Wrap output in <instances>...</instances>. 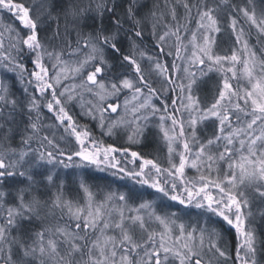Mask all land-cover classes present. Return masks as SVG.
Wrapping results in <instances>:
<instances>
[{
    "label": "snow or ice",
    "instance_id": "obj_1",
    "mask_svg": "<svg viewBox=\"0 0 264 264\" xmlns=\"http://www.w3.org/2000/svg\"><path fill=\"white\" fill-rule=\"evenodd\" d=\"M185 7L188 6L185 5ZM0 10L13 13L27 29L25 36L17 33V43L21 46L18 51L22 53L26 46L35 56L33 64L36 70L28 73L27 83L34 84V91H38L42 97L48 91L51 92V98L45 106L49 111H56V119L60 124L66 125L64 131L68 138L75 137L76 141V150L68 152L44 136L41 138V147H43V142L47 141L53 150L41 151L39 148H32L33 140L40 132L37 115L36 120H31L30 117V123L20 131V147H12L11 140L17 133L14 125L19 102L15 98L9 99L11 95L9 88L3 81H0V209L5 213L4 223L0 224V252L5 251L6 248L4 264H117V248L124 251L119 264H141L139 261L130 259L129 256L131 253L146 248L149 249L144 253L147 259L142 264H169L170 255L174 256L178 264H193V257L199 255L194 251L195 230L186 232L185 226L180 224L178 226L179 235L170 236L174 231L170 225H175L171 217L176 213L158 215L153 200H142L135 208L128 207V201L133 196L141 195L139 189L121 193L118 196L115 193H108L104 201L94 207L93 194L83 182H81V188L87 193L89 200L86 207H73L71 201L63 199L62 193H58L51 200L52 208L67 209L68 214L77 220L76 232L60 227L55 230L64 237L63 243L67 244V250L61 254L62 242L52 238L51 229L43 227L38 231L34 227L25 229L26 225L32 226L45 219L42 213L48 207L49 201L44 197L49 187L56 184L59 173L55 172V169L60 166L64 168L94 166L97 169L103 166L104 169H115L114 174L123 173L139 185L154 189L155 192H147L148 196H157L161 201L166 197L171 201H178L181 205L195 204L197 208L205 210L206 214H211L208 222H212V216H216L235 227L238 238H240L236 258L241 264H260L257 259L258 249L254 229L248 226L252 216L250 200L241 188L254 187L259 197L264 199V130L258 135L255 130L258 123L264 125V60L257 59L255 51L248 48L247 41H244L242 55H237L236 51H233L230 56H220L214 53V40L208 33L220 31L218 19L214 15L215 8L205 4L204 9L198 12L197 29L204 30L202 43H197L196 32H193L189 42L192 45L190 65L204 67L200 68L199 78L196 73L185 69L187 83L179 85L180 102L182 108L188 113V121L185 122L175 114L168 113L166 106L165 115L160 116V129L168 151V167L166 168L162 167L157 160L145 158L140 152L130 151V148H117L111 144L102 146L91 137V133L85 126H78L66 110L65 105L75 98L73 95L75 86L71 89L65 87L60 92L56 87L62 79L68 78L69 72L74 76H80L86 72V78L82 80L80 87L93 95L98 102L96 105L89 102L86 114L95 119L98 112L101 128L104 127V112L110 109L115 113L119 107L117 104H108L107 108H104L103 103L109 97H117L125 89L131 90L134 100H143L138 107L133 108V113L151 108L154 114L160 111L151 103V96L156 94V89L152 88L145 79L143 69L138 63V58L143 59L145 56L144 52H140L139 57L135 52L125 55L118 47L119 40L116 35L102 37L97 35L95 38L97 43H92L91 38L85 41L84 47H87L89 52L84 59L69 67L63 60L62 52L48 51L42 42L39 32L41 25L45 23L44 18L33 17L29 7L22 2H14V0H0ZM55 10L56 5L53 3L48 9V16L51 17ZM91 10L90 4L86 7L75 4L70 8L74 18H80ZM96 10L102 14V11L108 9L103 3H98ZM239 11L251 25L257 28L260 34L264 35V17L257 19L255 11H250L248 8H242ZM126 16L132 23L133 29L139 26V21L135 19L134 6H129ZM56 19L58 20L59 16ZM114 23L118 28L121 27L119 18H116ZM231 23L235 30L237 21L234 19ZM171 34L176 36L177 41L181 40L179 29ZM133 35L139 38L142 33L133 31ZM167 35L169 33L161 36L160 40H164ZM239 40L238 36L237 41ZM105 48L110 49L113 56L121 58V67L126 65L132 71L130 73L121 72L115 81L106 82L112 65L105 58ZM76 51L78 52L79 48ZM177 54H179V48ZM45 56L49 60L56 61L51 65L55 73L53 76H49V69L44 62ZM148 59L152 60L151 57ZM238 65L241 67L238 68ZM4 67L7 68V64ZM89 67H91L90 71H88ZM205 68L207 71L204 70ZM9 70L17 72L22 81L27 71L24 64L14 61L13 67ZM155 70L161 75H165L168 71L167 66L158 61L155 62ZM213 71L223 73L222 87H217L218 96L214 103L208 107H201L200 99L196 95L197 90L204 83L200 78ZM129 75L133 78H128ZM241 76L246 79L249 86L244 89L234 88L230 81L237 80ZM144 89L148 90V96H144ZM24 91L27 93L28 89L25 88ZM241 100L244 102L243 107L240 104ZM127 104L126 100L125 106ZM172 104L175 106L176 101L173 100ZM39 107L35 95L30 96L27 112L29 114L33 111L38 113ZM19 111H24L23 106L19 107ZM175 111L179 112L180 109H175ZM237 113H243L249 119L244 126L234 128L231 118L236 116L237 123H239L240 117ZM211 118L219 121V131L213 138L201 142L196 136L197 125ZM135 119L139 120L140 117L137 116ZM143 119L147 120L148 117L145 116ZM168 120L171 124L165 127V122ZM124 123L122 118L112 121L108 125V133L111 134L114 128ZM142 134L143 129L137 127L135 134L128 137L130 144H138V137ZM221 141L225 142L223 151L213 153V147H219ZM237 141L239 149L235 147ZM181 146L182 150H179ZM238 151L246 152L247 155H241L237 161L233 157ZM129 152L131 163L134 165L131 170L122 166L129 162L127 159L124 161L117 159V154H122L127 158ZM175 157H178V163ZM74 158L79 160L78 164L75 163ZM137 161L140 162L138 169L135 167ZM220 162L227 163V170L221 175L217 167L216 175L213 177V165H218ZM187 168L196 169L200 175L191 179L186 178ZM16 178L20 179L16 183H10ZM7 197H12L13 203L3 208ZM114 200H118L122 207L116 210L119 219L110 223L105 219L104 209ZM124 208L128 209L127 215H125ZM108 215L110 218L111 212ZM150 221L163 226L164 231L159 234V242L157 243V234L152 233L148 235L147 241L138 243L134 235L135 229L145 231V226ZM110 228L119 230L118 238L107 236L101 239L97 237L89 242L88 229L98 230L103 234ZM81 230L85 231L84 236L77 235V232ZM12 231H16L18 235L11 236ZM205 233L208 234L210 249H215L219 257L227 261L226 252L222 251L212 239L213 236L218 235L215 229H200L201 249ZM168 238H171L172 246H167ZM117 239H119V244H117ZM14 247L20 253L19 260H13ZM241 252L244 253L243 256L240 255ZM161 254H163V259H161ZM77 255L81 257L80 261L76 260ZM194 264H201V260L196 259Z\"/></svg>",
    "mask_w": 264,
    "mask_h": 264
},
{
    "label": "trees",
    "instance_id": "obj_2",
    "mask_svg": "<svg viewBox=\"0 0 264 264\" xmlns=\"http://www.w3.org/2000/svg\"><path fill=\"white\" fill-rule=\"evenodd\" d=\"M17 3H24L26 7L32 9V1L27 0H14ZM50 5L54 3L56 5V10L52 12L51 17L59 16L57 20L54 18L55 22L51 19L49 22L54 24L50 30H41L39 32V36L42 42L46 45L44 37H50L51 39H57L59 48L48 49V51H56L63 53V59L67 58V60L72 61L74 58L73 51H76L79 48V51L83 52L85 55L88 54V48L84 47V43L86 40L91 38L92 43H97L96 37L100 35L101 37L104 35H116L119 40L118 47L121 48L123 54L127 55L130 52H135L137 57H139L140 52H144L145 56L143 59L138 58V63H140L141 68L144 71L148 68L149 60L151 57L153 60L163 63L167 66L168 73L170 76V89L167 92L160 93L157 92L155 94L156 100L159 101L160 106L165 108L167 107V112L175 114L177 111L175 109H179L180 105L178 103V93H179V83H176V78H174V70L171 67L174 65V62H171V58L166 54L168 49H171L169 45L172 47L175 42L182 44L189 36L191 30L193 29V24L197 21L198 12L204 9L205 4L209 6H213L212 8H219L216 12V17L220 21L221 30L217 36V44L215 49L216 53L220 55L230 56L228 53L231 45H232V36L228 34L227 31V18L229 14H232L238 18H240L239 9L250 6V4L264 8V0H47ZM103 3L108 10H104L101 12L96 10V4ZM79 4L83 7L91 5L92 10L87 12L84 16L80 18H74L71 15L70 8L72 5ZM134 6L135 10V19L139 21V26L133 29L132 23L129 21L126 16L127 9L129 6ZM185 5L188 7L186 8ZM30 9V10H31ZM33 15V13L31 12ZM174 14V16H173ZM34 16V15H33ZM155 17V21H151L152 17ZM119 18L121 21V27H117L114 23L115 19ZM15 19V18H14ZM16 21V22H15ZM13 21L15 26L21 27V23L15 19ZM239 21V20H238ZM241 21V20H240ZM158 24V25H152ZM24 27V26H23ZM167 29V32L170 35V38L175 42L165 45L163 40H160V32L161 29ZM131 29V30H130ZM179 29V36L181 38L180 41H177L176 36L171 33L175 32ZM23 34V29H19ZM133 31H140L142 35L137 38L133 35ZM246 36L252 45L255 47L258 45L257 37L251 33L250 29L246 30ZM183 45V44H182ZM99 46V45H98ZM76 49V50H74ZM105 58L108 60L109 64L112 65L107 80L115 81L116 77L124 71H128L129 73L132 71L128 69L125 65L121 67L122 60L118 56H113L110 49L105 48ZM260 60H264V51L260 48H257V52ZM21 63L25 65V68H34L33 60L35 56L31 53L26 46H24V52L20 54ZM45 64L47 66V62L45 60ZM48 67V66H47ZM36 70V69H35ZM207 71V70H205ZM230 76V75H229ZM132 77L131 75L128 78ZM123 78V77H121ZM147 77L145 76V79ZM34 80V78H32ZM71 76L69 75L68 83L72 82ZM204 83L201 85V88L197 90L196 95L202 99L204 104L211 105L215 102L216 97L218 96L217 87L222 86V81L224 79L223 73L213 71L209 72L207 76L201 78ZM29 80V76L23 77V82L26 87H28V93L24 94V99L20 100L18 105V112L16 115V129L17 133L14 136L20 140V131L25 128L30 123L31 120H36L37 115L39 116V124H40V132L34 138L33 143L31 145L32 148H39L41 151L44 150H53L50 145H48L47 141L43 142V147H41V138L47 136L49 140H52L54 144H57L61 149L65 151H75L76 150V141L75 137L68 138L67 134L64 131L66 125L60 124V122L56 119V111H49L45 106L48 100L51 98V92L48 91L43 97L38 91H34V84H29L27 81ZM234 88H237V81L231 80ZM57 87V91L60 92V87ZM35 95L36 99L39 102V111L38 113L33 111L31 114L27 112V103L30 96ZM76 100V99H75ZM175 100L176 104L173 106L172 101ZM25 101V104L23 102ZM23 106L24 111L20 112L19 107ZM77 106V105H76ZM75 106L73 101L67 103L65 105L66 110L69 115L72 116L73 121L78 126H85L89 132L91 133V137L97 142L101 143L102 146H107L109 144L113 145L117 148H130V151L140 152L145 158L155 159L158 163H163V157L160 150L157 149V142L154 140L150 133H145L143 141L141 144H127L122 143L119 140H115L112 137H106L103 133L97 130L94 122L84 117L83 114L79 113L80 111ZM242 107L244 105H241ZM165 113V112H164ZM199 132L203 134L210 133L209 137L213 134L211 131H214V122L211 120L201 125L199 128ZM209 132V133H208ZM13 138V139H14ZM19 142L14 146L18 147ZM20 147V145H19ZM131 157L130 152L127 158ZM125 158L122 154H117V159L124 161ZM75 163H79L77 158H74ZM129 161V160H128ZM67 163V161H65ZM122 165L125 166L126 169L129 168L128 164ZM162 167H165L162 165ZM93 166H81V167H72L64 168L63 166L58 167L56 170L59 173V178L56 181V184L50 186L45 194V199L49 201V205L51 206V200L55 197L56 191L63 190L66 192L72 203H76L75 201L81 198L79 192L82 193L81 189L78 186V183L75 182V171L80 170L81 176H84V182L88 185L91 184L99 191L106 190H119L122 193H128L129 191H135L137 189L140 190V196H133L130 199V202H137L141 199L144 200H152L150 196L147 195V192L150 190H144L140 188L135 180L131 177H121V174H114L115 172H106V170L95 171ZM166 168V167H165ZM190 176V175H189ZM125 178L127 182H125ZM17 180L20 178H16ZM12 183V181H10ZM75 198H78L75 200ZM176 203L173 201H158L156 203L157 209L161 210L164 213H170L173 210L178 213L181 211L187 212L188 219L185 220L186 223L197 222L195 226L198 228H207L209 229H217L220 235V247H224L226 255L228 257L227 261L224 258L219 257V254L215 249H210L209 246L203 247L199 252L200 255L198 257H193V260L200 259L202 264H236L237 258L234 252L238 246V235L233 230V228L222 222L219 218L212 216V222H208V217L211 214H207L206 217L202 218V212L193 211L192 209H175L174 206ZM55 211H51L50 214L43 212L45 219L41 222H37L35 225L29 226L26 225L25 229H29L34 227L35 230H40L41 227L45 229L53 230L52 224H62L64 226H68L72 230H76L75 225L77 221H72L68 219L69 217L64 213V210L59 208H54ZM264 212V209H262ZM252 213V211H251ZM254 220L253 216H251V221ZM249 222L250 225L255 226L256 231V242H257V259L260 261V264H264V216L262 215L261 219L258 222ZM4 222V219H2ZM211 223V224H210ZM115 231V229H111ZM85 232V231H84ZM95 231H88V238L93 237ZM137 228L135 229L134 235L138 243H142L143 237L140 238L138 234ZM17 234L16 231H12L11 236H15ZM217 242V241H216ZM225 245V246H224ZM142 250H138V252L131 253L130 259L139 260V254H141ZM3 254V252H1ZM13 259L17 260L20 258L19 251L14 247L13 248ZM232 258V259H230ZM4 257L2 256L0 261H3ZM193 261V264H194ZM169 264H177L176 259L173 257L169 259Z\"/></svg>",
    "mask_w": 264,
    "mask_h": 264
},
{
    "label": "rangeland",
    "instance_id": "obj_3",
    "mask_svg": "<svg viewBox=\"0 0 264 264\" xmlns=\"http://www.w3.org/2000/svg\"><path fill=\"white\" fill-rule=\"evenodd\" d=\"M46 7H47L46 3H44L43 5L40 6V8H44L45 10H46ZM209 7L212 8L213 6H209ZM245 8H248L250 11L254 10L255 13H256L257 19H260V18L264 17V8L254 6L252 4H250V6L245 7ZM217 10H219V8H217ZM217 10H216V12H217ZM31 12H32V10H31ZM216 12L214 13L215 16H216ZM151 17H152L151 21L154 22L155 21V17H153V16H151ZM14 18L16 20H18V18L13 13L8 12L7 10H0V81H3L8 86V88H9V84H11L10 86L12 87V83L10 81H14L17 86L21 85L20 84L21 83V78L18 75V73L9 70V69H11L13 67V61L15 63H21V60L19 58L20 55L13 50L11 44L18 45L16 43L17 33L20 36L23 34L19 29L25 30L24 34H23L24 36L27 34V29H25L23 27V25H21L20 28L14 25L15 24L13 22V21H15ZM234 19L237 21L236 26H235V30L233 29L232 23H231L232 20H234ZM196 20L197 21L199 20V16L197 17ZM197 21L193 24L194 25V26H192L193 29L191 30V32H190L189 36L187 37V39L184 42H183V39H182V44L183 45L182 44L180 45V43H176L174 40H172L170 38V35L165 36V39L163 40L165 42L166 46H168L171 43L173 45V42H175V44L172 47L169 45V47L171 49H168V51H166L167 52L166 54L169 56V58H171V62H174L175 67L172 66L171 69L174 70V72H175L174 78L177 79L176 83H179V85L187 83V79H186L187 73L185 72V69H187L189 72L196 73L197 77L199 78L200 77V68L204 67V66L190 65V63H189V58H190L191 52H192V45L189 42L192 39L193 32H196L197 43H202V35L204 33L203 29H200V30L197 29ZM227 22H228L227 23L228 24V26H227L228 34H230L232 36V45H231V47H230V49L228 51V53L230 55L232 54L233 51H236L237 55H242L244 41H247L248 48L250 50H252V51H255V53L257 52V48H260L262 51H264V35L260 34L259 31L257 30V28L255 26L251 25V23L244 17L242 12H240V18H238V17H236V16H234L232 14H229L228 18H227ZM152 25H158V24H152ZM218 27L221 30L220 21L219 20H218ZM13 29L15 31H12ZM247 29H250L251 33H253L257 37L258 45L256 47L254 45H252L251 42L248 40V38L246 36V33H245ZM161 30L162 31L160 32V34H161L160 37L164 36L165 33H168L167 29H165V28H163ZM241 30H242V33H241ZM219 32L208 33L212 37V39L214 40L213 51L217 55H220L219 53H216V49H215V47H216L215 44H217V36H218ZM238 36L240 37L239 42L237 41V37ZM178 48H179V54H177V49ZM74 50H76V49H74ZM88 52H89V49H88ZM72 53L74 54V58L72 59V61L67 60V58L63 59L64 61L67 62L69 67L73 66L77 61L82 60L85 57V54L83 52H81V51H78V52L77 51H73ZM105 53H106V51H105ZM220 56H224V55H220ZM256 57H257L258 60H260L258 53H256ZM47 58H48L47 56L44 57V62H45V60L46 61L48 60ZM48 61H47V63H48L47 66H48V69H49V76H53V75H55V73L53 72V70L51 68V65L53 63H55L56 61L54 59L51 60V62H50V60H48ZM155 62H157V61L153 60V59L148 62L149 63L148 68L146 69V71H144V74L147 77L146 80L149 82V84H150V86L152 88L156 89V93L157 92H160V93L167 92L170 89V76H169V73L167 71V73L165 75H161L159 72H157L155 70ZM5 64H7V68L4 67ZM161 64H163V63H161ZM237 67L239 68L241 66L238 65ZM26 70L27 71L25 72L24 77L27 78L28 73L34 71L35 69L28 68V65H27ZM90 70H91V67H89L88 71H90ZM204 70H207V69L205 68ZM69 75L72 78L71 79L72 82H70V83H68L69 82L68 81ZM86 75H87V73L85 72L83 75L74 76L71 72H69L68 73V78L67 79H62L61 83L59 85H57V86L60 87V91H63L65 87L71 89V88H73L75 86L74 87V92H73V95H74L75 98L72 101L75 103V106L77 105L76 107L80 111L79 113L83 114L84 117H86L87 119L90 118L89 120L94 122L97 130L101 131L104 136L112 137L113 139L119 140L122 143L130 144V142L128 140V137L130 135H134L135 134V129L137 127H140V128L143 129V134L140 137H138L139 143L136 144V145H139V144L142 143L143 138L145 136V133H150V135H152L154 140H156L157 149L160 150V152L162 154V157L164 158L163 159V163L161 165H164L165 167H168V164H167V159H168L167 144H166V142L163 139V133H162V131L160 129V124H161L160 116L161 115H165V113H164L163 108L160 106L159 101L156 100V96L155 95L151 96V103L157 109H160V111L156 112L154 114L152 113L151 108H149L147 110L141 109L139 112L133 113V111H132L133 108L138 107V105L140 103H142L143 100L142 99L134 100L132 98L133 97V93L131 92V90L125 89L122 92H120L117 97H109L103 103V107L107 108L108 104H117V105H119V107H118L117 112H115V113L111 112L110 109L104 112V127L101 128L100 127V120L98 118L99 117V113L98 112L96 113L97 118H95V119L92 116L86 114L87 111H88L89 102H91V104H93V105H96L98 103L96 98L93 95L89 94L84 88L80 87V85L82 83V80L84 78H86ZM229 75H231V74L229 73ZM132 78L133 77H130V79H132ZM107 81H110V80H106V82ZM236 81H237V88H239V89H244V88H247L249 86L247 81H246V79L243 78L242 76L239 79H237ZM9 90H10V88H9ZM148 95H149L148 90L144 89V96H148ZM241 95H243V91H241ZM178 96L179 97L177 99H178V103L180 105V108H179L180 111L176 113V116L178 118H182L185 122H187L189 117H188L187 111H185L182 108V106H181L180 90H179ZM9 99H12L11 96H9ZM199 99H200L201 107L210 106L209 104H207V105L204 104V102L202 101L201 98H199ZM126 100L128 101L127 106H125V101ZM240 104L244 105L243 100L240 101ZM237 115H239V117H240L239 123H237L236 116H233L231 118L232 127H234V128L235 127L244 126L248 122V119H249V118H246L243 113H237ZM137 116L140 117L139 120L135 119V117H137ZM145 116L148 117L147 120L143 119V117H145ZM121 118L125 121V123L121 124L120 126H118L116 128H114L112 130V133L109 134L108 133V125L112 121H116V120L121 119ZM210 120L212 122H214V131H211V133L213 135L209 137V135H210L209 132H208L209 135L207 133L203 134V133H200L199 129H197V128H199L201 125L205 124L206 122H209ZM170 124H171L170 120L166 121L165 122V127H169ZM185 126H186V130H187V123H186ZM197 128H196V136H197L199 141L203 142V141H205V140H207L209 138H213L214 135L218 133V131H219V121L216 120L215 118H211L209 120H206V121H203L201 123H198ZM255 130H256V134L257 135L260 134V132L262 130H264V125L258 123L255 126ZM188 131L190 132V130H188ZM18 142H19V139L17 137H15L14 139L11 140V146L14 147ZM224 143H225L224 141H221L220 144H219V147H213L212 152L213 153H218V152L223 151ZM235 147L237 149H239L240 146H239V142L238 141L235 143ZM179 150H182V146H181V149H179ZM241 155H247V153L238 151L236 153V155L233 157V159L238 161L239 157ZM123 159L124 160L127 159V160L130 161V163L128 164L129 168H127V169L131 170L134 167V165L131 163V157L123 158ZM174 159L178 163V157H175ZM139 163H140L139 161L136 162L135 167L137 169L139 167ZM126 166H127V164H126ZM217 167H219V169H220V174L223 175V173L227 170V163L220 162L218 165L214 164L213 165V173H212L213 177L216 175ZM92 169H94L95 171L106 170V172H109V171L110 172H116L115 169H110V168L109 169H104L103 166H102L101 169H97V168H92ZM55 172H56V170H55ZM205 174H207V173H205ZM199 175H200V173L197 172L196 169H192V168H187L186 169V178L191 179V178H194V177H198ZM74 176H75V182L78 183V186L81 189L82 193L79 192V194L81 195V198H79V200H77L78 198H75V200H77V201H75V202H77V204L76 203H72L73 207H76V206L86 207L87 204L89 203L87 193H85L84 190L81 188V182H83L89 188L90 192L93 194V206L94 207L96 205H99L102 201H104L106 194L115 193L118 196L119 194L122 193L121 191L114 190V189L113 190H106V191H103V192L99 191L97 189H94L95 187L93 185H91V184L87 185L84 182V178H83L84 176H81L79 169L75 171V175ZM121 177H127V175L121 173ZM124 179L125 178H123V180ZM125 182H127L126 179H125ZM138 186L140 188L144 189V190H150V192H155L154 189L147 188V186H141L139 184H138ZM241 191H245L246 194H247L248 199L250 200V211H252V216H253V219H254L251 222L252 223L258 222L259 219H261L262 215L264 216V212L262 211V209H264V199H261L259 197V195L256 193V190H255L254 187H251V186L242 187ZM56 192H57L56 195L58 193H62L64 200H67V201H71L72 200V199H70L71 197H69V195L66 192H64L63 190H58ZM150 197H151V199L153 201H155V205L154 206L156 208L157 214L158 215H164L165 213L162 212L161 210L157 209V206H156V203L158 201H161V199H159L157 196H150ZM142 200H144V199H141V200H139L137 202L128 201V207L135 208L137 205H139L142 202ZM164 200L169 201V202L171 201L170 199H168L166 197L163 198V201ZM173 202L176 203L174 205V206H176L175 209H183V208L189 209L190 208L193 211L202 212V218L203 219L206 217L207 214H210V213L206 214L205 210L197 208L195 206V204H193V205H181V204H179L178 201H173ZM12 203H13L12 197H7L5 202H4V204H3V208H7ZM121 207H122V205H121V203L118 200H114L111 203L107 204V207L104 209L105 219L109 220L110 223L112 221L118 220L119 216H118V213H117L116 210L120 209ZM123 210L125 212V215H127L128 209L124 208ZM51 211H55V209L52 208L51 206H48L47 208L44 209L43 212H46V213L50 214ZM109 212H111V217L110 218H109V215H108ZM173 212H175V210H173L170 213H173ZM64 213L69 217L68 219H71L72 221H77L74 217H72V216H70L68 214L67 209H64ZM4 215H5V213L3 212L2 209H0V224L4 223V222H2V219H3ZM186 216H187V212L181 211V213L178 212L175 216L171 217V219L175 221V225H170V227L174 228V231H173V233L170 234V236L174 237L175 235H179L178 226L180 224H183L185 226L186 232L195 230L196 239H195L194 251L198 252L199 255H200V252H199L201 250V247H200V244H199L200 228L195 226V224L197 222L196 223L195 222L186 223L185 220L188 219V217H186ZM217 218H219V217H217ZM219 219L222 220V218H219ZM222 222L227 224L223 220H222ZM52 226H53L52 238L62 242L61 243V254H64V252L67 250V244L63 243L64 237L59 235L58 233H56L55 230H56L57 227L65 228V229H67L70 232H76V230H72L68 226L66 227V226H64L62 224H57V223L52 224ZM248 226L250 228L254 229V234H255V237H256L255 226L254 225H250V224ZM145 227H146V230L143 231V232L139 228H137V230L139 232L138 233L139 237L140 238H142V237L144 238L142 240L143 241L142 243L147 241L148 235L152 234V233L157 234L156 239H157V243H158L159 242V234L164 231L163 226L159 225L155 221H150V222H148L146 224ZM231 227L236 232L235 227L234 226H231ZM207 228L209 229V227H207ZM111 229H114V228H110L109 230H106L103 234L100 231L96 230L95 233L93 234V237L88 238L89 242H91L92 240H95L97 237H100L101 239H103V238H105L107 236H113V237H117L118 238L119 237V230L115 229V231H112ZM213 229H215V228H213ZM209 230H211V229H209ZM215 230H216V233H218V235L213 236L212 239L215 242L217 241L216 243L218 244L219 248L222 251H225L224 247L221 248L220 247V243H218V242H220L219 241L220 240V235H219L218 230L217 229H215ZM88 231L91 232L93 230L92 229H88ZM16 235H18V233ZM77 235L84 236L85 232L83 230H81V231L77 232ZM239 240H240V238H238L237 242H239ZM137 242H140V241H137ZM117 244H119V239H117ZM209 244H210V241H209V238H208V234L205 233L203 247L209 246ZM167 246H172L171 238L167 239ZM147 250H149V249L146 248V249L141 251V254H139L140 258H139L138 261L141 262V264H142L143 261H145L147 259L145 257V254H144L145 251H147ZM234 254L237 255V248H236V251L234 252ZM5 255H6V248H5V251H3V254L0 252V259H1L2 256L5 257ZM122 255H124V251L122 249H120V248H117V257H116L117 264H119V260H120V257ZM240 255L243 256L244 253L241 252ZM13 256H14V254H13ZM198 256H195V257H198ZM172 257L174 258V256L170 255L169 259H171ZM75 258H76L77 261L81 260V257L79 255H77ZM129 258H131V257L129 256ZM85 259H86V257H85ZM161 259H163V254H161ZM230 259H232V258H230ZM13 260H15V259H13ZM17 260H19V259H17ZM176 263L178 264L177 260H176ZM235 263L236 264H241V262L239 260L237 262H235ZM0 264H4V259H3V261H0Z\"/></svg>",
    "mask_w": 264,
    "mask_h": 264
},
{
    "label": "bare ground",
    "instance_id": "obj_4",
    "mask_svg": "<svg viewBox=\"0 0 264 264\" xmlns=\"http://www.w3.org/2000/svg\"><path fill=\"white\" fill-rule=\"evenodd\" d=\"M27 1H32V6H31L32 9L31 10H32V13H33L34 17L40 16V17L44 18V20H45V23L41 25V30H44V31L45 30L46 31L47 30H50L49 28H51L54 24L50 23L49 21L51 19H53L52 21L55 22L54 18H56V17H49L48 16V9L50 8V5L47 2V0H27ZM64 1L70 2V0H64ZM44 3L47 4L46 10L44 8H40V6L43 5ZM21 36H24V35L22 34ZM44 40H45L46 45H47V47L49 49L59 48V44L57 43L58 42L57 39H51L50 37H44ZM16 43H17V40H16ZM11 46H12L13 50L16 53H18L19 55L21 54V52L18 51V49L21 47L19 44L18 45L11 44ZM50 62H51V60H50ZM10 82L12 83V87L10 86L11 84H9V88H10L9 92L11 93V95H10L11 98H15L16 100H18L19 102H21L20 100L24 99V94H26L25 91H24V89L25 88L28 89V87H26V85H24V82L22 80H21V83H20L21 85L20 86L19 85L17 86L14 81H10ZM23 104H25V101L23 102ZM14 127H16V126L14 125ZM16 148H19V145ZM16 182H17V179L16 180H12V183H16Z\"/></svg>",
    "mask_w": 264,
    "mask_h": 264
}]
</instances>
